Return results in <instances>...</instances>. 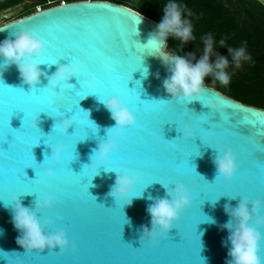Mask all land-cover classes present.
Wrapping results in <instances>:
<instances>
[{
    "label": "water",
    "instance_id": "obj_1",
    "mask_svg": "<svg viewBox=\"0 0 264 264\" xmlns=\"http://www.w3.org/2000/svg\"><path fill=\"white\" fill-rule=\"evenodd\" d=\"M256 1L264 7V0ZM53 22L50 32L41 33ZM156 24L126 6L97 0L68 2L0 24V41L28 30L44 42L42 56L49 40L58 52L56 62L39 64L42 75L35 85L24 83L14 64L0 70V253H6L0 264H225L228 247L221 242L228 230L221 225L230 217L224 206L235 207L242 198L260 200L264 213V109L205 83L193 100L166 93L162 82L169 72L160 49L146 45ZM85 54L91 57L86 68ZM77 63V73L49 86L60 65ZM89 75L96 88L86 84ZM112 95L135 123L107 162L94 167V151L115 127L102 102ZM65 118L73 123L56 131L54 122ZM57 144L65 151L54 162ZM226 150L237 164L231 180L220 177L214 163ZM45 168L52 170L51 178L43 175ZM132 172L136 182L127 200L118 201L111 195L116 176ZM177 184L188 190L189 207L163 236L146 237L153 231L149 197H163ZM43 195L53 203L37 208ZM12 196L33 211L45 234L62 229L66 245L17 244L22 233L12 223ZM209 217L216 223H208ZM258 230L264 234V224Z\"/></svg>",
    "mask_w": 264,
    "mask_h": 264
},
{
    "label": "clouds",
    "instance_id": "obj_2",
    "mask_svg": "<svg viewBox=\"0 0 264 264\" xmlns=\"http://www.w3.org/2000/svg\"><path fill=\"white\" fill-rule=\"evenodd\" d=\"M185 7L177 0H168L162 9L161 20L156 24L155 31L150 34L146 45L155 44V48L160 49L158 54L162 63L167 67L169 75L163 80L162 85L166 93L172 97L193 100L199 97L205 87L204 78L213 75L215 80L227 85L230 81L229 74L225 69L229 66V60L214 53V41L211 34L202 37L204 47L202 55L197 59L194 53L187 56L173 53L167 44L168 37L179 39L184 45L188 41H193V26L189 19L185 18ZM191 16L190 11L186 12ZM217 47H227L232 61L239 67L242 61H250L251 56L247 53L246 46L233 48L226 44L225 39H221ZM44 42L33 35L28 30L19 31L13 38H5L0 41V70L6 69L9 65H15L21 80L28 85H35L42 75L39 64L42 63V53ZM215 55L214 62L210 58ZM35 57L36 59H33ZM195 61V62H193ZM81 65L70 64L60 65L55 73L49 77V86L55 88L62 84L69 76L77 73ZM143 74L148 75V68H144ZM158 75V74H157ZM86 84L95 88L96 79L89 75ZM105 108L110 112L111 119L115 121L114 129H109L110 138L97 146L93 154L94 167L97 163L107 162L110 154L116 150L120 137L124 130L135 123V117L129 108L116 96H108L103 99ZM218 108L216 105H211ZM32 123V121H31ZM73 123V118L57 120L53 128L58 132H65ZM36 121L32 126L35 127ZM186 135H191L190 129H185ZM64 145L57 144L52 147L51 159L59 162L64 153ZM214 163L217 173L225 180H231L236 173V159L231 150H226L218 156ZM45 177L51 178L53 172L50 168L43 170ZM136 173H122L116 176L111 195L118 201L127 200L134 183ZM171 197V198H169ZM154 202L149 205L148 212L151 215L153 231L146 232V237L163 236L172 227L173 221L180 218V213L189 207L191 197L188 190L181 184L174 188L166 189L163 197L152 198ZM53 198L50 195H43L35 201L36 207H50ZM13 209L12 223L14 227L22 233L17 238V244L26 249H43L54 246L63 247L67 243L65 232L60 229L55 232L45 234L40 221L28 207H25L16 196L11 197ZM251 205V206H249ZM7 206V205H6ZM262 201L242 198L239 203L232 207L228 204L224 206V211L230 219L221 225L222 229L228 230L226 242L222 241V246L227 244L228 259L225 264H264V256L261 255V241L264 234L258 230V226L264 224V213L260 212ZM210 224H215L213 218H206ZM6 254V253H0Z\"/></svg>",
    "mask_w": 264,
    "mask_h": 264
},
{
    "label": "trees",
    "instance_id": "obj_3",
    "mask_svg": "<svg viewBox=\"0 0 264 264\" xmlns=\"http://www.w3.org/2000/svg\"><path fill=\"white\" fill-rule=\"evenodd\" d=\"M84 1L72 0L69 2ZM108 1L126 6L152 20L159 22L162 17V9L168 0H97ZM243 6L245 19L239 21L230 12L222 0H177L182 4L186 12L191 16L185 18L192 21L193 41H188L193 46L203 49L202 37L211 34L217 48L221 39L233 48L246 46L247 53L251 56L250 61H242L241 69H234L229 75L230 81L227 85L218 80L211 87L232 99L264 109V7L256 0H236ZM240 14V12H238ZM169 49L176 54H188L186 44L179 39L169 36L167 41ZM228 53L227 47L220 48ZM229 54V53H228Z\"/></svg>",
    "mask_w": 264,
    "mask_h": 264
},
{
    "label": "rangeland",
    "instance_id": "obj_4",
    "mask_svg": "<svg viewBox=\"0 0 264 264\" xmlns=\"http://www.w3.org/2000/svg\"><path fill=\"white\" fill-rule=\"evenodd\" d=\"M69 1V0H68ZM222 2L226 3L225 5L227 6V8L230 10V12H232V14L234 16L237 17V19L239 21H242L245 19L244 17V10L245 8L247 7L246 5L243 6L241 3H239L238 1L236 0H222ZM60 4H57V5H52L51 7H54V6H58ZM50 8V7H48ZM48 8H45V9H48ZM238 12H240V14H238ZM35 12H31L27 15H24L22 17H26V16H29L31 14H34ZM22 17H19V18H22ZM18 19V18H17ZM191 21V20H190ZM192 23V21H191ZM189 44V50H188V54L189 53H194L196 58L198 59L200 57V55H202V49L200 48H197L195 46H193L192 44L188 43ZM214 53H217L219 54L220 56H224L226 57L228 60H229V66L227 69H225V71L230 75L234 69H241L243 67V63L241 62L240 66L239 67H236V65L234 64V62L232 61V57L228 54V53H224V51H222L221 49H219L218 47H214ZM216 59V56L213 55L211 58H210V62H214ZM195 62V61H193ZM217 80H215L214 76L213 75H209V76H206L204 78V83L205 85H212L213 83H215Z\"/></svg>",
    "mask_w": 264,
    "mask_h": 264
},
{
    "label": "flooded vegetation",
    "instance_id": "obj_5",
    "mask_svg": "<svg viewBox=\"0 0 264 264\" xmlns=\"http://www.w3.org/2000/svg\"><path fill=\"white\" fill-rule=\"evenodd\" d=\"M59 1L60 0H0V24L34 12L37 6H45L48 2H52V5H57Z\"/></svg>",
    "mask_w": 264,
    "mask_h": 264
},
{
    "label": "snow or ice",
    "instance_id": "obj_6",
    "mask_svg": "<svg viewBox=\"0 0 264 264\" xmlns=\"http://www.w3.org/2000/svg\"><path fill=\"white\" fill-rule=\"evenodd\" d=\"M53 24H56V23L53 22V23H51V24H49V25H46V26L43 28V30L41 31V33H48V32H50V31H51V28H52V26H53ZM57 25H58V24H57ZM151 46H152L153 48L156 47L155 44H152ZM125 55H127V53H125ZM57 57H58V52H57V50L52 46L51 41L49 40V43H48V45H47V48H45V52H44V54H43V56H42V62H48V61H50L51 63H54V62L57 61ZM84 58H85L86 61H87V62H86V65H85V68H86V66L88 65V62H89V60L91 59V57H90V55L85 54ZM96 87H97V84H96L95 88H96ZM135 107H136L137 109H140V108L143 107V105L140 103V100H137ZM253 115H255V114H253ZM124 138H125V133L120 137V140L122 141ZM222 145H223V144H222ZM176 182L183 183L182 181H176ZM176 182H175V183H176ZM183 184H184V183H183ZM184 185H185V184H184ZM57 203H59V194H57ZM58 215H59V214H58ZM65 231H66V230H65ZM149 247H155V246L149 245ZM71 251H72V252H75V251H76V248H75L74 250L71 249ZM129 251H130V252H135L136 249H129ZM63 254H64V253H63ZM63 254H62V255H63ZM70 264H84V262L79 261V260H74V261H71ZM145 264H148V262H145Z\"/></svg>",
    "mask_w": 264,
    "mask_h": 264
},
{
    "label": "built area",
    "instance_id": "obj_7",
    "mask_svg": "<svg viewBox=\"0 0 264 264\" xmlns=\"http://www.w3.org/2000/svg\"><path fill=\"white\" fill-rule=\"evenodd\" d=\"M67 1H68V0H60V1L58 2V4L61 5V4L68 3ZM51 6H52V2H48L47 5H45V6H37V7L35 8L34 12H39V11L44 10L45 8H48V7H51ZM17 18H19V17H17ZM17 18H13V19L10 20V21L16 20ZM5 23H6V22H5Z\"/></svg>",
    "mask_w": 264,
    "mask_h": 264
}]
</instances>
